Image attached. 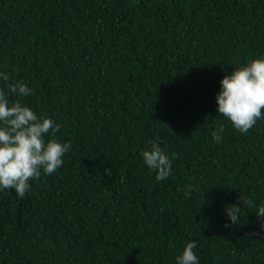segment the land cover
<instances>
[{
	"label": "trees",
	"instance_id": "1",
	"mask_svg": "<svg viewBox=\"0 0 264 264\" xmlns=\"http://www.w3.org/2000/svg\"><path fill=\"white\" fill-rule=\"evenodd\" d=\"M257 58L264 0H0V90L71 145L0 190V264H176L192 241L199 264H264V111L245 134L216 100ZM152 141L177 157L159 182Z\"/></svg>",
	"mask_w": 264,
	"mask_h": 264
},
{
	"label": "clouds",
	"instance_id": "2",
	"mask_svg": "<svg viewBox=\"0 0 264 264\" xmlns=\"http://www.w3.org/2000/svg\"><path fill=\"white\" fill-rule=\"evenodd\" d=\"M0 79L9 80V76L0 73ZM220 91L216 96L218 115L227 118L234 129L247 133L264 111V58L253 59L244 67L232 70L220 81ZM12 94L28 96L32 89L20 81L9 86ZM60 125L49 118H38L35 112L20 102L9 106L4 90H0V190L14 189L18 197L23 198L30 190L29 181L41 176V169L51 175L62 165L70 143H60L54 139L45 140V136H54ZM219 143L220 136L212 133ZM151 150L141 153L147 167L156 172V180L167 179L172 170V160L156 141H152ZM187 195V193H186ZM252 205V201H249ZM231 224L239 225L241 208L236 204L225 208ZM257 217L264 216V205L256 209ZM225 224V227H228ZM264 228V222L261 223ZM196 241L186 244L176 264H199L194 249Z\"/></svg>",
	"mask_w": 264,
	"mask_h": 264
}]
</instances>
